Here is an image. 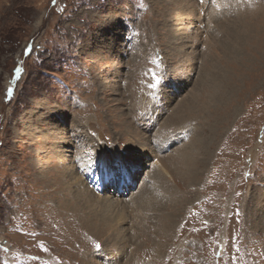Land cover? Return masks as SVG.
Masks as SVG:
<instances>
[{"label":"rangeland","instance_id":"rangeland-1","mask_svg":"<svg viewBox=\"0 0 264 264\" xmlns=\"http://www.w3.org/2000/svg\"><path fill=\"white\" fill-rule=\"evenodd\" d=\"M208 8L0 0V264H264V0ZM174 79L192 86L163 124ZM152 124L169 155L150 179Z\"/></svg>","mask_w":264,"mask_h":264},{"label":"bare ground","instance_id":"bare-ground-1","mask_svg":"<svg viewBox=\"0 0 264 264\" xmlns=\"http://www.w3.org/2000/svg\"><path fill=\"white\" fill-rule=\"evenodd\" d=\"M184 1V0H183ZM212 1L213 0H211V8H208V9H206V13H207V16L209 15L210 16V20H212V21H214L216 18H217V14H218V12H219V6L221 5V3H222V0H215V1H213V5H212ZM191 2V1H190ZM183 3V2H182ZM192 4V3H191ZM188 7V6H187ZM182 17H184V15L182 16ZM184 19V18H183ZM181 20H182V18H181ZM186 20V19H185ZM183 21V20H182ZM186 22H187V20H186ZM189 22V21H188ZM184 22H182V24H181V29L180 30H182L183 29V27H184V24H183ZM183 26V27H182ZM179 28H180V26H179ZM179 30V31H180ZM176 34H179L178 32L176 33ZM183 34V33H182ZM180 35V34H179ZM179 37V36H178ZM189 38V37H188ZM178 45H179V47H178V49H180V46L182 47V49H189L190 47V44H188V42H187V40L185 39V38H179L178 40ZM190 43V42H189ZM175 45V44H174ZM182 73H184V72H182ZM177 75V74H176ZM178 76V75H177ZM179 80V79H178ZM178 80H176V79H174V80H171V82H173L172 84H170L169 85V88H168V90H166V93H167V97H168V109H167V113H169L168 115L166 114V112H164L165 111V106H164V108L161 110V113L159 114V116L162 114L163 116L161 117V121H162V123L163 124H166V122H168V120H169V117L172 115V111H171V109H170V107L173 105V104H175V102H177L178 100H179V102H177V104H179L180 103V101L182 100V95L189 89V87L190 86H192V83H188V85H186V83L184 84V81H178ZM170 82V81H169ZM184 92L183 94H182V92ZM181 92V93H180ZM172 104V105H171ZM174 106V105H173ZM176 106V105H175ZM125 109V108H124ZM122 108L120 107L119 108V112L121 113V115H120V117H124L122 114ZM126 110V113H129L130 114V111L128 110V109H125ZM124 110V111H125ZM118 112V113H119ZM119 116V115H118ZM167 116V117H166ZM166 117V118H165ZM165 118V119H164ZM182 119V118H181ZM174 121V120H173ZM170 122H171V120H170ZM179 123H180V121H178ZM172 123V122H171ZM179 123H177V125L179 124ZM183 123V122H182ZM125 124L126 123H124V131H125V133H124V135H126V136H129V135H131V134H133V132H131V131H129L128 129H126V127H125ZM170 124V123H169ZM168 124V125H169ZM173 124H176V123H173ZM184 124V123H183ZM78 125H79V123H73L72 124V126L71 127H69V129H68V134H70V135H73L74 134V132L77 130L76 128H79L78 127ZM135 126V125H134ZM165 126V125H164ZM179 126V125H178ZM161 126H154V124H152V125H150V127H148L145 131L146 132H144V131H141L139 128H137L139 131H141V132H143L142 133V135H141V138L140 139H138V140H136V141H139L140 143H141V145L142 144H144V145H142V147H148V148H150V150H154L153 152H154V159H155V157L157 156L159 159L157 160L158 162H156V164L154 165H149V167H151L152 166V169H151V171H148L147 172V177L148 178H154V177H161V175H162V169H163V166H165L164 165V163H165V161H164V159L169 155H164V153H167L168 152V150H169V148L167 147V143H168V141L169 140H166L167 138H169V134H167V132H162V135L160 134V135H158V130H159V128H160ZM188 127H190V126H188ZM160 130H164L163 128H161ZM166 131V130H165ZM72 133V134H71ZM137 136H138V134H137V131H135L134 132ZM79 134V133H78ZM164 134L166 135V136H164ZM86 135V138L88 137V135L89 134H85ZM150 135L152 136V138H154L153 140H152V138L150 137ZM158 135V136H157ZM83 137L84 136H82V139H83ZM162 137V138H161ZM74 139V137L72 136L70 139H68L67 141H59L58 142V145L59 146H61L62 145V147L60 148V151L58 152V154H67L68 152L66 151L68 148L65 146V144H67L68 146H71V145H69V144H72V143H70L72 140ZM60 142L62 143L61 145H60ZM133 142V141H132ZM149 144H150V146H149ZM103 147H104V145H103ZM103 147H101V148H99V151H97V154H96V160L98 161V162H96V160H95V162H96V164H101V165H103V166H106L107 165V163H109V162H111V161H113L114 160V157H113V155H115V154H113L114 152H116V150H114L113 151V153H111V154H108L107 153V150L105 149V147L103 148ZM141 147V148H142ZM147 150V149H146ZM172 151V150H171ZM170 151V152H171ZM117 153V152H116ZM149 153V152H148ZM148 153H144V154H142V156L143 157H145L144 155H149ZM119 154V153H118ZM121 157H122V159H124L125 160V162H127V164L130 166V165H134L135 167L133 168V169H136V172L138 173L139 172V170L141 169V167H142V157H134V158H132V157H127L126 155H121V154H119ZM254 155H256V154H254ZM115 156H117V155H115ZM165 156V157H164ZM252 156V155H251ZM59 157H62V156H59ZM163 158V159H162ZM107 159H108V162H107ZM171 159V158H170ZM163 160V161H162ZM167 160V159H166ZM172 160V159H171ZM160 162H162V164H160ZM164 162V163H163ZM80 163H81V159H79L78 158V160H77V162H76V165H80ZM158 163H159V165H161V166H159L158 165ZM166 163H169L170 164V162H168V161H166ZM74 166H76L75 164H73ZM114 165V164H113ZM168 168H170V167H168ZM72 169H73V167H72ZM125 169V168H124ZM165 169H166V166H165ZM73 171H75V172H73ZM73 171H70L69 172V176L70 177H74V176H78V170H73ZM119 171V170H118ZM133 172V171H132ZM165 172V171H164ZM163 172V173H164ZM89 173V180L90 179H92V176H93V171H89L88 172ZM113 173V172H112ZM122 173V172H121ZM165 175H166V173H165ZM164 175V176H165ZM109 176V174H106V178ZM114 176H115V174L111 177L110 176V178H114ZM127 176V175H126ZM147 177H145L144 179H147ZM87 178H88V175H87ZM127 178L128 179H130L131 177H129V176H127ZM136 178V177H135ZM72 179H74V178H72ZM153 180V179H152ZM160 180V179H159ZM154 181V180H153ZM124 182V181H123ZM134 183H136V180H134L133 181ZM120 184H121V182H119ZM124 186H127V184L124 182ZM105 187V186H104ZM103 187V188H104ZM125 189V188H124ZM86 191H87V189H86ZM122 191H123V189H122ZM87 192H89V191H87ZM120 192V191H119ZM103 196H106L107 194H102ZM108 196H111V195H108ZM102 197V196H101ZM123 197H126V196H123ZM109 198V197H108ZM108 198H106V199H108ZM104 199V198H103ZM116 200V202L117 201H119V199H115ZM120 200H121V198H120ZM129 200V199H128ZM125 202H127V200L125 201ZM129 203V202H128ZM209 258V257H208ZM205 259H207V258H205ZM260 262H262V257H261V250L259 249V248H256V251H255V254H254V258H253V264H259Z\"/></svg>","mask_w":264,"mask_h":264},{"label":"snow or ice","instance_id":"snow-or-ice-1","mask_svg":"<svg viewBox=\"0 0 264 264\" xmlns=\"http://www.w3.org/2000/svg\"><path fill=\"white\" fill-rule=\"evenodd\" d=\"M53 2H55V0H53ZM9 91H11V90H9ZM97 247H99V246H97Z\"/></svg>","mask_w":264,"mask_h":264}]
</instances>
